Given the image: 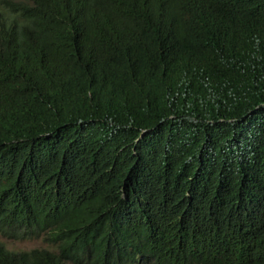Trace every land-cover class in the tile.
Wrapping results in <instances>:
<instances>
[{"label": "trees", "instance_id": "1", "mask_svg": "<svg viewBox=\"0 0 264 264\" xmlns=\"http://www.w3.org/2000/svg\"><path fill=\"white\" fill-rule=\"evenodd\" d=\"M0 264H264V0H0Z\"/></svg>", "mask_w": 264, "mask_h": 264}, {"label": "rangeland", "instance_id": "2", "mask_svg": "<svg viewBox=\"0 0 264 264\" xmlns=\"http://www.w3.org/2000/svg\"><path fill=\"white\" fill-rule=\"evenodd\" d=\"M0 243L8 250H26L33 247H41L45 246L40 240L38 239H24V240H11L6 239L4 237H0Z\"/></svg>", "mask_w": 264, "mask_h": 264}]
</instances>
